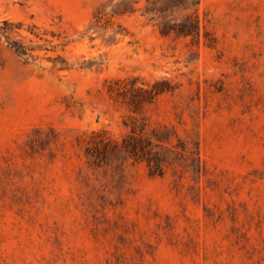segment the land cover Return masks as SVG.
Masks as SVG:
<instances>
[{"label":"rangeland","instance_id":"obj_1","mask_svg":"<svg viewBox=\"0 0 264 264\" xmlns=\"http://www.w3.org/2000/svg\"><path fill=\"white\" fill-rule=\"evenodd\" d=\"M120 1L0 0V264H264V0H200L199 40ZM133 79L175 90L138 115L111 92ZM133 117L197 144L202 170L131 159L118 188L90 167L93 133Z\"/></svg>","mask_w":264,"mask_h":264},{"label":"trees","instance_id":"obj_2","mask_svg":"<svg viewBox=\"0 0 264 264\" xmlns=\"http://www.w3.org/2000/svg\"><path fill=\"white\" fill-rule=\"evenodd\" d=\"M142 2L143 0H121L113 6L112 16L141 11L142 16L155 22L165 36L200 39L202 31L199 16L200 0H144V7L139 9L138 6ZM107 15L108 13H104L99 16L98 22L100 23ZM4 26L1 29L4 34L24 29L22 23L4 22ZM29 32L36 34L33 29H29ZM36 36L39 37L37 34ZM10 45L19 56L26 57L27 61L34 58L33 52L42 50V46L30 47L22 41H13ZM49 60L54 63L53 69L57 71L72 69L60 56ZM125 83L118 80L116 84L119 88L111 89V92H116L117 97L124 98L132 112L138 115H142L146 105L152 104L159 95L175 90L168 81L153 85L143 84L142 87H137L138 79ZM121 85H124L122 89ZM173 136L175 134L168 129H149L144 118L133 117L132 128L122 140L111 138L105 131L93 133L85 149L87 162L94 169L112 171L113 176L117 177L118 188H122L123 167L131 159L136 163L146 164L151 176H163L166 167L173 164H182L200 172L202 168L199 146L196 144L190 147L181 139H178L177 144H172Z\"/></svg>","mask_w":264,"mask_h":264}]
</instances>
